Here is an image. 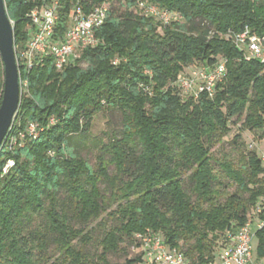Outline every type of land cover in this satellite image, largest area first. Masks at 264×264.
Instances as JSON below:
<instances>
[{
    "label": "trees",
    "instance_id": "1",
    "mask_svg": "<svg viewBox=\"0 0 264 264\" xmlns=\"http://www.w3.org/2000/svg\"><path fill=\"white\" fill-rule=\"evenodd\" d=\"M104 1L82 3L89 10ZM139 1L181 18L165 24L143 14ZM42 4L6 0L16 47L27 43L28 14ZM71 8L64 0L60 37ZM246 26L264 45V0H111L96 30L99 43L80 49L75 62L62 71L51 58L29 71L19 65L20 81L28 84L0 150V264H112L108 254L124 239L140 251L122 264H141L140 236L155 234L190 264L213 261L226 234L243 225L258 202L264 209L258 153L245 150L240 134L233 139L243 146L234 147L236 155L212 152L232 122L243 120L246 129L264 134V61L235 42ZM221 63L225 74L212 93L180 87L182 76ZM4 80L0 55V104ZM106 108L122 112L124 135L103 143L92 167L69 151V142L88 134L93 117ZM31 123L38 124L36 137ZM134 139L142 147L137 156L129 146ZM9 160L14 165L4 172ZM256 235L264 258V227ZM95 243L101 251L91 254L86 248Z\"/></svg>",
    "mask_w": 264,
    "mask_h": 264
},
{
    "label": "built area",
    "instance_id": "2",
    "mask_svg": "<svg viewBox=\"0 0 264 264\" xmlns=\"http://www.w3.org/2000/svg\"><path fill=\"white\" fill-rule=\"evenodd\" d=\"M70 1L72 2L71 14L63 37L58 35L57 25L61 9L64 7V0H43L42 5H38L28 14L30 20L28 41L24 47L15 45L18 66L21 65L25 71H29L35 65L43 63L45 59L51 58L57 70L62 71L68 64L78 59L80 49L97 46L99 39L96 36V30L108 17L111 0H105L89 10L85 9L82 0ZM137 5L144 12L143 14L152 15L165 24L181 18L155 4L139 1ZM235 42L239 47L246 48L250 54L264 61L262 39L253 34L248 26L236 34ZM225 70L224 63L218 65L213 71L206 67L194 69L190 76L181 77L180 87L184 91H189L198 86L201 91L207 90L212 93L216 81L225 74ZM20 83L22 91L28 83L26 80ZM37 129L38 124L36 123H31L28 127L29 133L34 137L38 134ZM13 165L14 161L9 160L4 172H7ZM262 204L261 201L258 202L248 220L226 234L216 258L205 264H262L255 260L253 252V239L256 232L264 227ZM140 238L146 262L150 264H190L187 256L179 248H171L161 235H146Z\"/></svg>",
    "mask_w": 264,
    "mask_h": 264
},
{
    "label": "rangeland",
    "instance_id": "3",
    "mask_svg": "<svg viewBox=\"0 0 264 264\" xmlns=\"http://www.w3.org/2000/svg\"><path fill=\"white\" fill-rule=\"evenodd\" d=\"M115 8L118 9L119 12L124 10V5H115ZM183 86H187L183 84ZM123 115L119 109L116 108H106L99 113H97L93 117L91 129L88 134H83L80 136H72L70 139V147L69 151L74 154H78L81 157L85 158L92 167H96L99 162V156L101 155V146L103 143H108L113 141L114 139L123 138ZM241 135V140L245 143V150H255L258 155L262 158L264 162V134L262 130H249L243 126V120L238 123L231 124V133L224 139V142L214 148H212V152L216 156H220L221 152H229L233 151L234 155L237 153L234 147H238L240 145V141L238 140V144L233 143V139L236 135ZM136 140H131L129 142V146L132 147L130 150L134 156L139 155L141 152V145L135 142ZM242 146V145H241ZM241 146H239L241 148ZM243 148V146H242ZM104 159L110 162V156L108 154L104 155ZM109 172L113 173L115 169V165L111 164L108 167ZM184 187L188 192H190V182L187 180V176H184ZM100 186L102 190L106 193L109 192V186L106 182H101ZM231 191L234 188L230 189ZM100 220L94 221L90 223L86 230H90L92 227H95ZM77 228L83 227L81 224H76ZM98 229L95 233H98ZM258 237L257 235L253 239V252L255 260L260 263H264V258L259 257L258 253ZM53 248L51 247L50 250ZM87 251L91 254L97 253L101 251V248L95 243L93 245L87 246ZM140 249L135 245L131 244L128 239H124V241L120 244V248L117 252H111L108 254V259L112 264H122L127 260L134 258ZM141 264H150L144 261Z\"/></svg>",
    "mask_w": 264,
    "mask_h": 264
},
{
    "label": "water",
    "instance_id": "4",
    "mask_svg": "<svg viewBox=\"0 0 264 264\" xmlns=\"http://www.w3.org/2000/svg\"><path fill=\"white\" fill-rule=\"evenodd\" d=\"M0 55L4 63L5 80L0 104V150L17 117L21 101V83L15 54L14 22L10 19L6 0H0Z\"/></svg>",
    "mask_w": 264,
    "mask_h": 264
}]
</instances>
